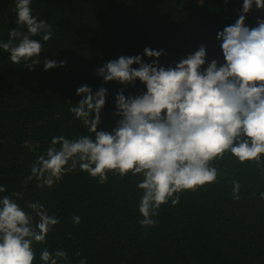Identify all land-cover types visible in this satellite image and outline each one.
<instances>
[{
    "label": "trees",
    "instance_id": "16d2710c",
    "mask_svg": "<svg viewBox=\"0 0 264 264\" xmlns=\"http://www.w3.org/2000/svg\"><path fill=\"white\" fill-rule=\"evenodd\" d=\"M243 0H31L32 14L48 22L52 38L43 42L40 63L29 70L12 64L0 49V185L26 211L27 202L39 201L49 215L59 218L46 243H34L33 264H43L47 248L66 251L70 264H264V154L259 162H240L230 151L209 162L217 182L196 191L185 190L179 203L161 206L155 227L142 228L138 205L143 191L140 175L108 173L98 183L86 172L66 173L52 188H37L34 178L25 184L30 166L50 146L53 136L75 138L88 134L82 121L69 111L88 85L107 89L99 129L111 131L115 95L146 91L134 84L103 82L97 69L119 56L141 55L150 63L175 66L181 58L206 49V64L224 63L217 32L234 24ZM15 0H0V41L9 39L15 23ZM264 9H252L244 24L257 25ZM26 31V29H21ZM33 39H41L40 36ZM145 47L163 49L158 58L143 55ZM45 59L66 61L65 66L43 69ZM206 64L203 67H206ZM135 68L138 65L133 64ZM92 135L94 138V134ZM233 181L239 182V200L233 199ZM20 192L23 198L12 196ZM73 216L80 223H73ZM79 252L80 255H76Z\"/></svg>",
    "mask_w": 264,
    "mask_h": 264
},
{
    "label": "clouds",
    "instance_id": "9594fccd",
    "mask_svg": "<svg viewBox=\"0 0 264 264\" xmlns=\"http://www.w3.org/2000/svg\"><path fill=\"white\" fill-rule=\"evenodd\" d=\"M253 4L264 9V0H243L235 23L217 32L223 64L215 59L206 64L204 45L174 67L161 66L158 59L146 63L139 54L105 62L97 69L103 82L129 85L139 79L146 91L128 96L123 89L117 91L114 115L119 119L108 131L98 130L107 89L101 86L93 92L88 85L77 87L76 94L83 96L69 111L82 121L88 134L71 139L53 136L50 146L31 164L25 184L35 178L37 188H52L77 168L98 183H105L109 172L121 177L140 175L137 187L143 194L138 211L142 219L138 223L149 228L158 224L154 217L162 205L171 201L175 206L183 191L217 182V169L209 162L226 151L240 162H259L264 154V19L257 18L252 28L244 24ZM14 11L18 27L10 29L6 42L0 41V49L9 54L12 64L23 62L31 71L40 63L42 41L52 38L53 29L32 14L31 0H15ZM36 36L41 39H33ZM163 54V49L143 50L148 57ZM65 64L45 59L43 69ZM239 190V182L233 181L234 200H239ZM5 191L0 185V193ZM12 196L23 198L20 192ZM259 196L264 200V192ZM27 208L31 211L11 196H0V264H33V244L46 243L47 234L59 223L39 201L27 202ZM72 219L80 223L79 216ZM40 260L70 264L62 250L44 248ZM78 264H87L86 258Z\"/></svg>",
    "mask_w": 264,
    "mask_h": 264
}]
</instances>
